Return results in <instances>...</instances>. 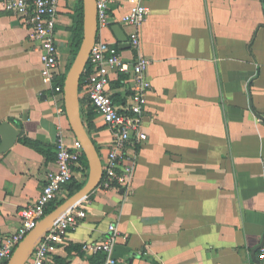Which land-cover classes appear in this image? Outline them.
Wrapping results in <instances>:
<instances>
[{"label": "crops", "instance_id": "obj_1", "mask_svg": "<svg viewBox=\"0 0 264 264\" xmlns=\"http://www.w3.org/2000/svg\"><path fill=\"white\" fill-rule=\"evenodd\" d=\"M80 1L57 6L56 83L62 87ZM135 1L113 3L110 25L97 33L116 43L124 61L137 54L149 61L147 137L135 148L131 191H91L81 201L86 217L44 264L95 263L81 243L101 241L110 223L118 230V264H264L258 259L264 250V0H143L149 13L138 52L120 22ZM41 67L29 29L0 12V123L19 133L0 153V237L18 228L19 211L35 202L56 169L58 132L69 145L75 138ZM127 79L111 74L116 103L128 93ZM79 108L85 128L91 118L88 134L99 153L109 131L91 108ZM80 165L74 182L83 186L89 169L87 161ZM67 186L48 206L70 196Z\"/></svg>", "mask_w": 264, "mask_h": 264}, {"label": "built area", "instance_id": "obj_2", "mask_svg": "<svg viewBox=\"0 0 264 264\" xmlns=\"http://www.w3.org/2000/svg\"><path fill=\"white\" fill-rule=\"evenodd\" d=\"M119 0H96L98 30L111 23V5ZM59 0H0V12H10L29 29V38L40 54L42 82L53 88L58 96L57 112L65 114L63 87L56 83L58 72L55 23ZM149 13L143 0H136L129 11L120 18L122 25L130 28L127 33L129 46L139 51V28ZM149 61L137 54L130 63L124 61L115 42L96 38L78 87L79 106L91 110L109 131V141L101 148L98 156L102 175L93 189L131 191L134 174L135 148L146 139L143 118L150 82L145 76ZM128 75L127 95L116 103L110 92L111 74ZM82 148L77 139L67 144L58 132L55 144L54 171L46 175L45 182L35 202L18 213L19 226L9 234L0 237V264H6L17 244L43 218L46 207L60 196L65 187L76 180L75 169L80 168ZM85 197L84 199H86ZM82 201V200H81ZM78 202L54 222L50 230L34 247L25 264H44L59 246L68 242V232L86 217V209ZM118 238L116 224L107 226L106 236L101 241L82 242L81 251L96 257L93 264H118L113 248ZM258 259H264V250Z\"/></svg>", "mask_w": 264, "mask_h": 264}, {"label": "water", "instance_id": "obj_3", "mask_svg": "<svg viewBox=\"0 0 264 264\" xmlns=\"http://www.w3.org/2000/svg\"><path fill=\"white\" fill-rule=\"evenodd\" d=\"M82 2V32L77 52L64 77L63 100L64 110L69 127L80 143L83 155L88 163V177L85 184L70 195L61 204L45 214L17 244L6 264H25L34 247L50 230L54 222L63 213L83 200L99 183L102 175L101 163L96 146L86 130L80 114L78 87L83 70L98 33L96 0H81ZM117 32L120 41H125L124 33L119 27ZM19 136L18 131L9 122L0 123V153L11 147Z\"/></svg>", "mask_w": 264, "mask_h": 264}, {"label": "trees", "instance_id": "obj_4", "mask_svg": "<svg viewBox=\"0 0 264 264\" xmlns=\"http://www.w3.org/2000/svg\"><path fill=\"white\" fill-rule=\"evenodd\" d=\"M72 32H73V38H72L71 47H72V59H73L75 53L77 52V49H78V46L81 40V32H82V2L81 1L78 4L76 15L74 17V27L72 28ZM92 125L93 124L91 122V118L87 117L86 118V130L88 131V133H90V131L94 128ZM81 160L86 164V159L83 154H82ZM81 187L82 185L76 184L74 181L69 183L67 186L68 194L72 195L73 193L78 191ZM52 209H53V206H48L45 209V214L50 212Z\"/></svg>", "mask_w": 264, "mask_h": 264}]
</instances>
